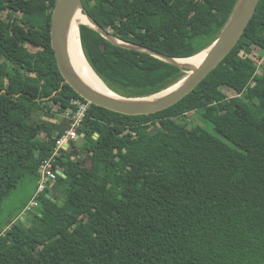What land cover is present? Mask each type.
I'll return each instance as SVG.
<instances>
[{"label": "trees", "instance_id": "obj_1", "mask_svg": "<svg viewBox=\"0 0 264 264\" xmlns=\"http://www.w3.org/2000/svg\"><path fill=\"white\" fill-rule=\"evenodd\" d=\"M56 1L0 0V209L26 178L37 190L42 161L69 127L52 119L85 101L51 48ZM237 1L81 5L122 42L188 58L212 44ZM78 28L88 64L121 96L153 95L184 76ZM254 50L263 57L264 0L232 51L172 107L127 116L90 104L82 144L53 162L61 173L38 209L22 215L27 202L0 228V264H264V69ZM193 113L213 133L193 126Z\"/></svg>", "mask_w": 264, "mask_h": 264}, {"label": "water", "instance_id": "obj_2", "mask_svg": "<svg viewBox=\"0 0 264 264\" xmlns=\"http://www.w3.org/2000/svg\"><path fill=\"white\" fill-rule=\"evenodd\" d=\"M260 0H238L226 25L217 38L203 51L209 50L198 68L192 74L183 76L173 86L175 88L155 100H148L160 95L159 93L143 98H125L116 95L115 97L98 94L88 88L72 69L70 60L65 48V34L76 11L79 9L92 23L94 31L98 32L105 40L120 47L146 53L170 65L176 66L182 72H187L190 67L179 65L176 60L188 58H172L159 54L148 48L128 44L103 31L85 12L81 0H57L51 16L50 37L51 48L54 52L58 70L64 80L75 93L86 102L104 108L106 110L127 116L151 115L172 107L191 93L232 51L244 34L245 29L252 20ZM79 33V28H78ZM80 39V37H79ZM201 51V52H203ZM199 52L198 54H200ZM92 69V68H91ZM93 71V69H92ZM94 72V71H93ZM96 75V73L94 72ZM97 76V75H96ZM98 77V76H97ZM99 78V77H98ZM100 79V78H99ZM101 80V79H100ZM102 81V80H101ZM103 83V81H102ZM104 84V83H103ZM105 85V84H104ZM106 86V85H105ZM107 87V86H106ZM108 88V87H107ZM109 89V88H108ZM110 90V89H109ZM111 91V90H110ZM112 92V91H111ZM113 93V92H112Z\"/></svg>", "mask_w": 264, "mask_h": 264}, {"label": "bare ground", "instance_id": "obj_3", "mask_svg": "<svg viewBox=\"0 0 264 264\" xmlns=\"http://www.w3.org/2000/svg\"><path fill=\"white\" fill-rule=\"evenodd\" d=\"M79 25H84L90 28L93 27L88 18L82 13L81 10L78 9L71 19V22L65 34V48L72 69L79 77V79L91 90L95 91L98 94L115 97L116 95L102 83V81L94 74L90 65L88 64L80 45L78 33ZM208 51L209 50L203 51L190 59H178L176 60V62L179 65L190 67V69H188V71L185 73L187 75L192 74L193 71L198 68ZM174 88L175 86L148 100L152 101L158 98H162L163 96L171 92Z\"/></svg>", "mask_w": 264, "mask_h": 264}, {"label": "built area", "instance_id": "obj_4", "mask_svg": "<svg viewBox=\"0 0 264 264\" xmlns=\"http://www.w3.org/2000/svg\"><path fill=\"white\" fill-rule=\"evenodd\" d=\"M89 105L90 103L79 99L71 101L70 109L64 114L69 122V127L56 139L51 156L42 161L38 172L39 181L37 190L31 200L24 207V213L33 212L38 209L39 196L46 188L50 187L51 183H53L61 173L60 168L54 167L53 162H55L56 158L60 157L62 151H68L72 144H77V142L83 137V134H79L77 130L85 118Z\"/></svg>", "mask_w": 264, "mask_h": 264}, {"label": "rangeland", "instance_id": "obj_5", "mask_svg": "<svg viewBox=\"0 0 264 264\" xmlns=\"http://www.w3.org/2000/svg\"><path fill=\"white\" fill-rule=\"evenodd\" d=\"M14 22H17L16 19L13 20ZM249 58L252 61H255L256 65L258 66V71L259 73H262V70L264 69V55L263 57H259L257 55V51L254 50V52L252 53V55L249 56ZM184 76L186 75L185 72ZM111 90V89H110ZM112 91V90H111ZM114 94L119 95L118 93L112 91ZM226 95L228 97H232L233 93H231L230 91L226 90L225 91ZM154 95V94H153ZM151 96V95H149ZM149 96H142V97H125V96H121V97H125V98H143V97H149ZM55 109V108H53ZM63 119L67 120L63 115H56V117L54 119H52V122L54 123H61L63 121ZM191 124L193 126H200L201 128L213 133V129L212 126L208 123H206L204 120H202V118L200 117L199 113H193L191 114V118H190ZM82 144V139H80L77 142V145H81ZM55 183H51V187H53ZM36 186L37 184L35 183L34 180L30 179V178H26L19 186L18 188L6 199L4 200L1 209H0V228L1 227H5L11 218H13V216L15 215V212H17V210H19L25 203L29 202V200L31 199V197L35 194L36 192ZM52 191L54 189H51ZM22 215H26V217L28 216L27 213H22ZM28 220V218H27Z\"/></svg>", "mask_w": 264, "mask_h": 264}]
</instances>
